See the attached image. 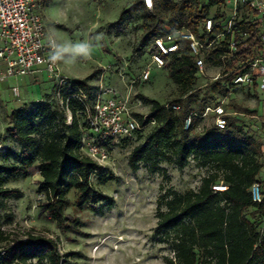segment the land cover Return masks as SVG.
<instances>
[{
	"label": "trees",
	"instance_id": "16d2710c",
	"mask_svg": "<svg viewBox=\"0 0 264 264\" xmlns=\"http://www.w3.org/2000/svg\"><path fill=\"white\" fill-rule=\"evenodd\" d=\"M223 6L224 0H153V9L149 11L142 0H136L131 8L122 11L119 20L129 17L140 24L142 35L137 49L140 52L172 29L187 28L199 36L204 30V20L224 18ZM245 32L249 49L239 54L240 66L254 56L253 49L258 45L257 27L243 21L236 24V41H241L239 34ZM228 41L226 37L207 53V65L220 63ZM165 68L184 96L200 79L186 49L171 55ZM232 79L233 75L223 77L207 88L221 98H228ZM72 85L86 94L92 90L87 80ZM187 97L185 104L174 102L179 105L178 111L151 103L150 114L141 127L153 123L152 129L132 149L128 159L134 172L142 164L155 173L159 171V162L174 163L183 169L191 159L206 170L197 191L180 194L168 189L157 200L155 231L162 235V242L170 246L173 254L163 261L165 264H264V143L244 128L237 117V111L242 109L236 106L233 107L236 111L225 117L224 129L219 130L213 124L198 132L205 108L209 107L207 101H213L212 106L219 101L212 95L202 100L192 93ZM53 100V96H48L44 103L24 105L7 117L4 140L17 145V150L4 144V151L0 152V213L6 209L8 200L20 196L17 189L6 187L9 180L38 175L37 193L43 197L41 210L57 224L67 220L64 211L71 192L75 194L77 207L102 215L112 209L114 201L95 190L90 182L93 175H100L99 181H103V170L81 150V139L87 132L84 107L77 99H70L72 121L68 125L64 113L52 106ZM190 115H193L191 125L184 130V122ZM254 183L260 185L263 196L260 204L252 201L250 188ZM215 186L226 189L215 192L212 189ZM11 220L7 216V221ZM8 243L9 234L0 225V246ZM45 262L60 264L55 245L30 235L0 255V264Z\"/></svg>",
	"mask_w": 264,
	"mask_h": 264
},
{
	"label": "rangeland",
	"instance_id": "374dc122",
	"mask_svg": "<svg viewBox=\"0 0 264 264\" xmlns=\"http://www.w3.org/2000/svg\"><path fill=\"white\" fill-rule=\"evenodd\" d=\"M135 1L39 0L36 11L42 17L46 38L50 29H55L60 41L103 37L100 46L93 49L91 60L73 66L58 64L59 73L72 82L87 80L93 89L100 86L113 88L121 96L128 97L131 111L141 117L150 114L152 102L163 106L176 101L185 104L191 93L201 100L212 95L223 103L227 112L236 111L234 106L242 109L237 111L241 124L264 143L262 92L256 91L254 96L253 91L242 88L233 90L228 98H221L207 88L211 84L209 80L219 70L206 66L207 79H198L193 89L182 95L165 67L150 64V46L140 52L137 50L142 35L140 24L129 17L119 20L122 11L131 8ZM144 70L150 73L146 83L139 80ZM13 87L19 89V98L12 95ZM49 87L45 74L39 77L37 84L29 78H9L0 82V100L4 106V109L0 107L1 153L4 144L17 150V145L4 140L6 134L2 127H6V114L10 115L24 104L44 103L48 96H53ZM41 98L40 102H34ZM51 102L61 111L56 100ZM213 104L208 100L206 106ZM213 121L212 114L203 116L197 131L209 129ZM151 129L152 125H148L127 139L108 144V160L102 167L103 181H99L100 175L90 178L95 190L114 201L112 209L102 215L93 214L86 207H77L75 194L71 192L64 211L67 220L57 224L41 210L43 197L37 193L38 175L9 180L6 187L20 192L17 199L6 202V209L0 213L1 229L9 234V241H26L29 235L52 241L60 264H165L163 258H172L173 254L170 246L162 242V235L155 231L157 200L168 189L180 194L197 191L206 170L191 159L183 169H178L174 163L159 162V171L155 173L142 164L136 172L132 171L128 165L129 155ZM7 216L12 218L11 222L7 221Z\"/></svg>",
	"mask_w": 264,
	"mask_h": 264
},
{
	"label": "built area",
	"instance_id": "2783aa9c",
	"mask_svg": "<svg viewBox=\"0 0 264 264\" xmlns=\"http://www.w3.org/2000/svg\"><path fill=\"white\" fill-rule=\"evenodd\" d=\"M38 1L0 0V62L5 64V71L0 75V80L45 74L53 83V98L58 102L68 125L72 121L68 103L70 99L80 101L84 107L83 118L87 131L81 139V150L86 157L102 168L108 160V144L131 137L143 128L141 122H144L146 117H137L133 114L128 97L121 96L113 88L100 86L86 94L72 87V81L59 73L58 65L50 66L48 61L50 49L47 46L43 20L36 11ZM142 4L147 10L152 11L153 0H142ZM223 11L225 12L223 19L216 21L209 17L204 20V30L199 36L187 28H180L172 29L153 40L148 45L150 64L163 68L171 55L186 49L200 78L207 79L206 66H210L219 70V73L209 80L211 83L233 75L232 91L246 88L253 91L254 96L256 91H260L264 102V0H224ZM242 21L257 27L258 45L253 49L254 56L248 57L240 66L239 54L249 49L246 32L239 34L241 41L235 39L236 24ZM226 37H229V41L226 52L220 56V63L217 66L207 65V53ZM139 80L148 82L149 71L144 70ZM12 92L18 95L17 88H13ZM166 107L173 111L179 110L176 103H170ZM209 113L213 115V124L219 130L224 129L225 117L231 114L225 110L222 102L205 108L202 117ZM192 116L185 120L184 130L189 129ZM262 123L264 125V119ZM212 189L215 192H223L226 188L215 186ZM250 193L254 203L263 202L258 183L251 186ZM262 227L264 228V219ZM15 243L9 241L8 244L0 246V255H5L6 249Z\"/></svg>",
	"mask_w": 264,
	"mask_h": 264
},
{
	"label": "clouds",
	"instance_id": "9594fccd",
	"mask_svg": "<svg viewBox=\"0 0 264 264\" xmlns=\"http://www.w3.org/2000/svg\"><path fill=\"white\" fill-rule=\"evenodd\" d=\"M102 35H96L86 40L73 42L72 40L60 41L56 37L55 29H50L47 35V46L50 49L48 61L50 66L58 64L73 66L93 58V49L100 46Z\"/></svg>",
	"mask_w": 264,
	"mask_h": 264
},
{
	"label": "crops",
	"instance_id": "0c3cea01",
	"mask_svg": "<svg viewBox=\"0 0 264 264\" xmlns=\"http://www.w3.org/2000/svg\"><path fill=\"white\" fill-rule=\"evenodd\" d=\"M5 71V64L3 63V62H0V75L3 73ZM44 74H42V73H39V74H36V75H29V76H26V77H22V78H13V79H25V78H29V80H30V82H32V83H34V84H37V83H39V77L40 76H43ZM9 79V78H8ZM5 80H7V79H5ZM5 80H0V82H4ZM47 81L50 83V87H49V90L50 91H52V88H53V83H52V81L47 77ZM89 87H91L90 85H89ZM13 88H17V87H13ZM12 88V89H13ZM92 88V87H91ZM12 89H11V91H12ZM18 89V88H17ZM93 89V88H92ZM12 95L14 96V97H16V98H19V95H20V92H19V89H18V95H15L13 92H12ZM42 100V98L41 99H37L36 101H34V102H40ZM33 103V102H32ZM25 105V104H24ZM23 105V106H24ZM0 107L2 108V109H4V106H3V103H2V101L0 100ZM9 116V113H7L6 114V117H8ZM6 126H7V122H6ZM5 126H3L2 127V132L5 130ZM40 179V178H39ZM40 181V180H39Z\"/></svg>",
	"mask_w": 264,
	"mask_h": 264
}]
</instances>
